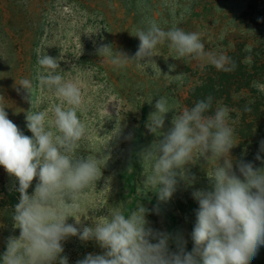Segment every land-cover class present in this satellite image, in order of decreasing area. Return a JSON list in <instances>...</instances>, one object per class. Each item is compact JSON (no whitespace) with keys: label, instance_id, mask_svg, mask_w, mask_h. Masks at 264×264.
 Returning <instances> with one entry per match:
<instances>
[{"label":"rangeland","instance_id":"rangeland-1","mask_svg":"<svg viewBox=\"0 0 264 264\" xmlns=\"http://www.w3.org/2000/svg\"><path fill=\"white\" fill-rule=\"evenodd\" d=\"M257 17H264V0H0V106L8 118L32 136L26 127L28 93L18 86L22 79L33 83V111L50 110L59 102L53 92L38 85V54L57 58V73L81 89L83 103L77 114L86 124L87 136L77 154L97 155L103 164L101 178L80 197L79 214L85 217L78 228L92 226L115 206L127 216L139 203L149 210L148 226L172 237L170 251L177 250V242L192 251L199 208L192 193L210 187L208 175L216 158L194 154L186 166L194 182L178 177L173 195L162 201L154 189L146 190L145 176L151 174L152 164L142 159V153L162 139L146 128L156 100L166 98L171 110L162 129L166 132L174 115L192 107L188 99L200 84L199 72L212 65L206 58L179 57L167 41L155 49V63L141 66L135 61L114 65L97 49L108 44L132 57L139 39L131 34L155 21L165 31L176 26L198 32L206 52L227 56L236 52L237 60L248 68L251 87L234 93L231 102L220 100L215 109H229L236 145L230 150L234 170L241 160L261 167L255 156L264 140V23H257ZM169 65L175 70L169 71ZM37 182H32L29 195ZM17 189L18 180L0 166V258L9 238L20 235L13 219L20 199ZM67 223L75 225V219L69 217ZM62 244L61 255L68 264L104 251L94 240L85 242L78 236ZM250 264H264V246Z\"/></svg>","mask_w":264,"mask_h":264},{"label":"clouds","instance_id":"clouds-1","mask_svg":"<svg viewBox=\"0 0 264 264\" xmlns=\"http://www.w3.org/2000/svg\"><path fill=\"white\" fill-rule=\"evenodd\" d=\"M257 23H264V17H257ZM131 35L139 39L134 56L108 44H101L97 54L110 57L117 66L130 61L141 66L155 63V49L167 41L179 57L206 58L218 71L231 72L236 67L229 56L206 52L198 32L176 26L165 31L150 21L146 29ZM37 64L44 70L38 69L39 87L53 92L59 102L50 110L33 111V83L20 81L18 86L28 93L24 99L31 105L26 127L32 136L25 135L0 106V166L18 180L20 193L13 217L20 235L9 238L2 264H68L61 255L62 242L71 236L94 240L104 250L86 255L77 264H250L264 246V140L255 156L261 167L241 160L234 170L230 150L236 145L229 109L221 106L207 115L213 101L209 95L174 115L165 132V116L171 110L161 97L146 124L150 133L162 137L142 153V159L152 164L151 174L145 176L146 190L154 189L162 201L170 199L178 177L194 182L186 167L194 154H210L217 160L207 174L210 187L192 193L199 204L192 251H185L180 242L175 252L170 251L172 237L148 226L149 210L139 203L127 216L115 206L102 220L94 219L92 226L78 228L84 216L79 214L80 197L101 178L103 158L77 154L87 136L86 124L77 114L83 103L81 89L57 73V58L38 54ZM174 70L175 65H169V71ZM34 179L38 182L29 195ZM69 217L75 225L67 223Z\"/></svg>","mask_w":264,"mask_h":264},{"label":"trees","instance_id":"trees-1","mask_svg":"<svg viewBox=\"0 0 264 264\" xmlns=\"http://www.w3.org/2000/svg\"><path fill=\"white\" fill-rule=\"evenodd\" d=\"M229 57L236 65L235 69L231 72L218 71L214 66L205 67L200 70V84L189 94L188 102L190 106H194L197 101L211 95L213 97L212 110L206 113L207 115H211L220 100L231 102L234 93L248 90L251 87V75L247 66L237 60L236 52H231Z\"/></svg>","mask_w":264,"mask_h":264}]
</instances>
